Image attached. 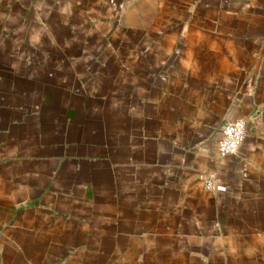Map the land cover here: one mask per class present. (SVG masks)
I'll list each match as a JSON object with an SVG mask.
<instances>
[{"label":"crops","instance_id":"crops-1","mask_svg":"<svg viewBox=\"0 0 264 264\" xmlns=\"http://www.w3.org/2000/svg\"><path fill=\"white\" fill-rule=\"evenodd\" d=\"M0 264H264V0H0Z\"/></svg>","mask_w":264,"mask_h":264},{"label":"built area","instance_id":"built-area-1","mask_svg":"<svg viewBox=\"0 0 264 264\" xmlns=\"http://www.w3.org/2000/svg\"><path fill=\"white\" fill-rule=\"evenodd\" d=\"M246 135V121L243 118L227 122L223 127V134L219 141V152L222 156L237 153ZM207 188H214L212 180L207 181Z\"/></svg>","mask_w":264,"mask_h":264}]
</instances>
